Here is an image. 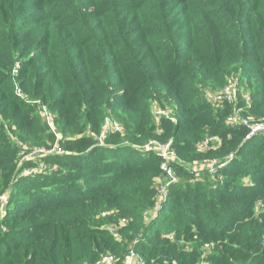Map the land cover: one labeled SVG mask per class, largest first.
Wrapping results in <instances>:
<instances>
[{"label":"trees","instance_id":"1","mask_svg":"<svg viewBox=\"0 0 264 264\" xmlns=\"http://www.w3.org/2000/svg\"><path fill=\"white\" fill-rule=\"evenodd\" d=\"M16 63L23 95L53 113L65 140V153L47 159L58 165L50 172L22 174L31 159L20 165L5 138L55 141L15 94ZM230 77L237 104L212 107L206 90ZM154 105L172 106L164 110L173 120L157 121ZM235 107L264 119V0H0V172L12 184L0 264H94L104 254L123 264L129 249L144 264H264V211L255 215L264 205V135L244 139L245 127L228 125ZM105 116L124 131L96 145ZM206 135L221 140L214 155L233 154L222 180L173 164L178 180L160 199V157L140 147L172 139L180 159L196 160ZM111 210L127 221L119 239L104 227Z\"/></svg>","mask_w":264,"mask_h":264},{"label":"built area","instance_id":"2","mask_svg":"<svg viewBox=\"0 0 264 264\" xmlns=\"http://www.w3.org/2000/svg\"><path fill=\"white\" fill-rule=\"evenodd\" d=\"M18 67V65H17ZM16 67V69H17ZM15 69V73L16 72ZM238 90H239V81L238 78L230 77L227 79L225 85L221 88L216 90L210 95H206L207 102L214 108L223 107L225 104H237L238 102ZM15 94L22 100H24L27 104L34 105L36 110L40 116L42 122H44L47 126V130L51 132L55 136L54 144L51 147H40L35 151L26 153L20 152L19 155L21 159L27 158L25 160L32 159V155L37 157L47 156V155H54V154H63L65 153L61 147L59 146L58 135L59 132L54 124V117L53 113L43 104H41L38 100H30L24 97L23 93L19 88H15ZM246 100L249 103V96L246 95ZM153 115L155 119L158 121L160 117L166 116L173 120V117L170 116L167 110L159 108L157 105L152 107ZM226 123L230 126H243L246 128V134L244 139H250L257 134L264 135V119L260 121H251L250 119L244 118L241 116V108H234V111L226 117ZM124 128L119 122L110 117L105 116L103 118L100 133L98 136L94 138L96 145H106L105 138L107 135L120 132L122 133ZM60 135V134H59ZM59 140V141H58ZM172 139H169L164 142H159L156 140H150L145 143L140 149L143 150H150L156 155L160 157V169L162 170V179H160V187L158 188L160 199H164L167 195V189L170 183L176 182L178 180L174 169L173 164H177L178 159H180L174 149L171 147ZM221 144V140L217 136H209L206 135L201 141L198 142L196 145L197 150L204 151L209 150L210 148H217ZM233 157V154L227 155L224 159L220 161H212L207 168V171L210 175L215 176V181L222 180V175L218 172L219 169L223 168L228 161H230ZM24 160V161H25ZM26 173H31L28 170ZM194 175H198V172H195ZM193 182V180L191 181ZM170 239H173L172 236H169ZM209 244H204V247L209 250ZM118 258L111 254H104L102 255L99 260L94 264H111L117 261ZM123 262H130L131 264H144L143 259L133 250L129 249L123 256ZM200 264H208L207 260L203 259Z\"/></svg>","mask_w":264,"mask_h":264},{"label":"rangeland","instance_id":"3","mask_svg":"<svg viewBox=\"0 0 264 264\" xmlns=\"http://www.w3.org/2000/svg\"><path fill=\"white\" fill-rule=\"evenodd\" d=\"M17 65H18V63H16L13 67L12 75L14 76V80H13L14 81V87L20 89L18 82L16 80V73H15V69H16ZM213 92H216L215 89H207L206 95H210ZM243 93L246 94V91L244 89H243ZM164 109H167L168 111H170V110H172V106H165ZM3 125H4L5 129L8 127V125H6V126H5V124H3ZM59 134L57 133V135L59 137L58 139H60L61 141H65L63 136H61V134L60 135ZM112 135L111 134L107 135L105 140H108V138L111 137ZM5 138L8 139L9 141L15 143V145L17 146V149H18L17 150V152H18L17 158H18L20 165H22V163H24V160L27 159V158L21 159V157L19 155L20 152H23L26 155V153L35 151L36 149H39L40 147L45 146L48 148L54 144L52 142V143H50L51 145L49 143H46V145H42V146L32 145L31 143H29L27 141H23V140L19 139L16 135L12 134L11 131L6 132ZM154 139H156V141L163 142L162 139L161 140L158 138H154ZM59 146L61 147V144ZM215 150H216V148H212V150H209V151L204 150L205 155H201L202 157H200L196 160L178 159V160H176L177 161L176 165H178V167L182 168V170H186L187 172H189L193 178L199 177V178H201V180H203L202 178L206 177L208 179L207 180L208 182H213V180L215 179V176L210 175L209 172L206 170L212 161H220L223 158V157L221 158V157H218L217 155H214L216 153ZM59 155L60 154H58V155L54 154L52 156H47V157H45V156L44 157L43 156L37 157L35 155H32V159L30 160L29 165L26 166L24 168L25 170L23 169L21 173L24 175H27V176H31L32 172H34V171H39V172L48 171V172H50V170L51 171L55 170L56 168H58V165L53 163V162H50L51 160H47V159L48 158L51 159L50 157L59 156ZM28 170L31 171L30 174L26 173ZM195 172H198V175H194ZM179 178H181L183 183L186 182V180H187L186 177L180 176ZM193 178H190V182L192 181ZM244 181L249 182V178L245 177ZM160 184H162V183H160V180H159L157 182L156 187L159 188ZM11 193H12V184L10 183V184L6 185L5 183H3L2 178H1V172H0V216L7 212L8 196ZM159 198H160V196H159ZM258 210H260V211H258ZM263 211H264V205L262 203H258V205L255 206V215H258L260 212H263ZM114 213H115L114 210L106 211V212H102L101 216L103 218H106V221H107L104 224V227L106 229H108L115 236L116 239H119L120 238L119 228L122 225H125L127 223V221L124 220L123 218H117L116 216H114ZM152 214H155V212L154 211L148 212L147 214L144 215V218L149 219L150 217L153 216ZM190 246L192 247L191 243H190ZM188 248H189V246L187 245L186 249H188ZM202 251L203 252L205 251V253H206L205 256L208 255V253H209V250H207V248H205V247L202 248ZM200 262H201V259H199L196 264H200ZM207 262H208V264H211V262H209V261H207ZM122 263L123 264H131L130 262H123V260H122Z\"/></svg>","mask_w":264,"mask_h":264}]
</instances>
